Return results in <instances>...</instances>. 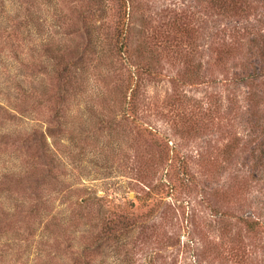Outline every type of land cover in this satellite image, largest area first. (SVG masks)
Here are the masks:
<instances>
[{
	"label": "rangeland",
	"instance_id": "obj_1",
	"mask_svg": "<svg viewBox=\"0 0 264 264\" xmlns=\"http://www.w3.org/2000/svg\"><path fill=\"white\" fill-rule=\"evenodd\" d=\"M0 264H264V0H0Z\"/></svg>",
	"mask_w": 264,
	"mask_h": 264
},
{
	"label": "trees",
	"instance_id": "obj_2",
	"mask_svg": "<svg viewBox=\"0 0 264 264\" xmlns=\"http://www.w3.org/2000/svg\"><path fill=\"white\" fill-rule=\"evenodd\" d=\"M122 35H123V36L125 35V30H123V29L121 28V31H119V32L117 33V36L122 38Z\"/></svg>",
	"mask_w": 264,
	"mask_h": 264
}]
</instances>
